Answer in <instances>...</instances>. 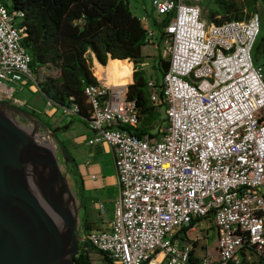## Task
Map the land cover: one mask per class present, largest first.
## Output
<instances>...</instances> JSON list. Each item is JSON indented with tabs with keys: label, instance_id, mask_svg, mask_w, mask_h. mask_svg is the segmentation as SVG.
<instances>
[{
	"label": "built area",
	"instance_id": "built-area-1",
	"mask_svg": "<svg viewBox=\"0 0 264 264\" xmlns=\"http://www.w3.org/2000/svg\"><path fill=\"white\" fill-rule=\"evenodd\" d=\"M200 1L151 0L153 20H168L160 30L141 18L146 43L168 62L160 79L146 77L165 126L137 137L127 129L138 128L140 116L124 87L84 89L88 144L111 149L118 194L111 221L82 242L114 264H146L156 252L159 264L264 260V67L252 56L260 21L251 13L208 23ZM16 22L0 0V99L13 98V84L34 81ZM97 208L104 213L102 202ZM207 219L215 246L197 257L191 236Z\"/></svg>",
	"mask_w": 264,
	"mask_h": 264
},
{
	"label": "trees",
	"instance_id": "trees-1",
	"mask_svg": "<svg viewBox=\"0 0 264 264\" xmlns=\"http://www.w3.org/2000/svg\"><path fill=\"white\" fill-rule=\"evenodd\" d=\"M17 20L16 28L20 32V43L30 57V72L33 82L27 83L34 87L42 100L51 104V109L61 112H71L70 123L63 127L52 128L47 121L40 120L35 113L32 117L53 135L68 131L74 123L88 124L90 107L87 103L84 89L89 85L99 84L94 76L93 61L110 69L119 68L118 84L125 78L130 80V74L122 71L126 64L132 75V83L124 86V98L133 102L140 116V125L132 130L137 137L150 136V131L156 125L164 122L160 112L150 100L146 84L145 71L141 67L144 56L142 48L148 45L145 41V26L142 20L134 16L126 0H2ZM243 8L251 13H257L259 3L264 0H242ZM223 15L218 11H208V23L220 25L229 21H241V8L235 0H214ZM248 15V16H249ZM167 19L160 23L152 20V26L160 30L167 24ZM264 40V39H262ZM262 44L254 49L260 51ZM109 60V61H108ZM116 63V64H115ZM120 63V64H119ZM107 65V66H106ZM42 69H55V76L45 74L40 78ZM154 74L163 76L168 69V62L157 57L153 66ZM158 129V128H157ZM156 129V130H157ZM71 163V169L77 180L78 195L83 199L82 178L76 161L66 146L58 140ZM82 225L86 232L87 211L83 200ZM193 247V244H192ZM158 254V252H156ZM97 254L107 257L87 242H82L74 264H90L89 255ZM154 258V256H152ZM151 258V260H152ZM197 259H192L195 264ZM150 260L146 263L148 264ZM252 264H264L260 258Z\"/></svg>",
	"mask_w": 264,
	"mask_h": 264
},
{
	"label": "water",
	"instance_id": "water-1",
	"mask_svg": "<svg viewBox=\"0 0 264 264\" xmlns=\"http://www.w3.org/2000/svg\"><path fill=\"white\" fill-rule=\"evenodd\" d=\"M0 109L8 113L0 110V264H74L79 249L72 240L74 228L68 234L65 232L66 261L62 263L60 250L40 219L30 183L33 175L43 174L37 170L29 173L20 164L21 160L28 163L31 159L42 163V154L9 116L14 118V114H22L31 118L32 115L8 102L0 101ZM34 124L45 128L40 122ZM54 138L57 139L55 135ZM63 153L67 157L64 150ZM49 163L57 169L52 162ZM58 182L65 189L59 171ZM67 220L64 216L60 222L64 224Z\"/></svg>",
	"mask_w": 264,
	"mask_h": 264
},
{
	"label": "rangeland",
	"instance_id": "rangeland-1",
	"mask_svg": "<svg viewBox=\"0 0 264 264\" xmlns=\"http://www.w3.org/2000/svg\"><path fill=\"white\" fill-rule=\"evenodd\" d=\"M126 1L128 3L131 13L134 16L139 18V17L149 15L150 17V13L152 12L151 11L152 10L151 0H126ZM235 3L239 5L241 8H243L242 0H235ZM200 9L202 12V19H204L206 22H207L206 15L208 11L212 10V11H218L219 14L222 13L219 6L214 3V0H201ZM256 12L258 14L259 21H260V33H259L257 44L261 42L262 44L261 48H264V40H262L264 39L262 38L264 37V4L259 3L257 6ZM249 13L250 12L246 11V9L244 8L241 9L242 18H245V19L248 18ZM253 54L257 55V52L254 50ZM142 55L145 58L143 60L141 67L144 69L146 77L154 75V69L152 66L157 62V57H161L162 59H165V57L162 56L161 51L159 49L154 48L149 45H146L142 48ZM104 69H105L104 67H101L99 65L96 66V70H100L102 74L104 75V80L105 79L107 80V78L110 77V75L114 74L116 71L115 67H112L110 69L106 68L105 70ZM128 71L129 70L127 68L126 71H123V73L127 74ZM45 74L55 76L57 72L55 69H42L40 71V78H42ZM130 78H132V76ZM157 78L160 79V76H157ZM130 82H131V79L129 80L128 78H125L123 81H120V84L117 86H124L128 83L130 84ZM109 83L112 84L111 81ZM12 86L15 88V93L13 95V98L11 100H7L5 98L0 99L1 102H5V103L8 102L11 106L17 107L27 113H30V112L35 113V115L38 116L40 120L47 121L52 128L63 127L70 123V117L66 115L65 113H62L59 110H55L54 112L50 111L51 108H48L45 105V102L41 100L39 94L36 92L33 86L28 85V84H25V85L24 84H21V85L13 84ZM32 105L35 108L39 109L40 112L38 111L36 112V110L33 108ZM13 116H14L13 121L16 127H19L21 125H29L31 121L34 123L40 122L35 117L27 118L22 114H14ZM161 119H163V115L160 113L159 120ZM73 125L75 126L77 125V123H74ZM163 126H165V122H163L162 124L160 122L159 125L157 126L155 125L153 129L150 131V134L155 133L157 128L161 129ZM32 128L37 129L39 133H41L43 136L50 137L53 143L55 144L54 145L55 148L52 146H49L47 149H50V150L54 149L57 153L55 154L54 152V156L56 157L55 166L58 168L60 176L64 179L65 186H66L65 189L68 191L67 195L64 192V190L62 191L63 194H65L64 195L65 203L61 202V205L65 213L75 215L76 225L74 227V230L72 231V240L74 243L78 245V248H80L82 244L83 234L86 233V230L84 229L82 225V208L80 205L81 200H83V203L88 212V215L90 214L92 218H96L98 217V215L100 216L101 214L99 213L98 208H97V202H98V199L100 198L98 195L91 196L90 194L85 193L83 199L79 197L78 190H77V180L72 173L71 163L68 160V158L64 155L63 149L61 145L58 143V140H59L63 144H65L67 148H69L70 137L74 135L77 131L68 130L64 133H58L56 136L57 139H55L54 135L47 128H42L38 124H36L35 127L32 126ZM71 152H73L74 155H77V152L75 150ZM52 160H53V157H52ZM36 163L39 164L41 168L47 169V166L44 164L43 161L42 163H38V162ZM79 163L82 164L83 162L79 160ZM82 165H86V164L83 163ZM48 171H49V168H48ZM44 179L45 177H43L41 174L33 175V178L30 183L33 188L34 195H38L42 193V189H45L46 191H51V192H53V189L57 190L56 188L57 180L50 178L46 185ZM105 192L108 195H113L116 191L112 187H107L105 189ZM66 199L68 200V202H66ZM90 215L87 218V224L90 226V228H94L95 223L92 221V218L90 219ZM191 240H192L191 242L193 243V254L197 257H200L206 250L208 251L213 250L215 246V237H214L213 222L211 221V219H207L204 222V229L200 231H196L191 236ZM89 259H90V264H103L104 263V260L100 256H97L95 254H92L91 256H89Z\"/></svg>",
	"mask_w": 264,
	"mask_h": 264
},
{
	"label": "crops",
	"instance_id": "crops-1",
	"mask_svg": "<svg viewBox=\"0 0 264 264\" xmlns=\"http://www.w3.org/2000/svg\"><path fill=\"white\" fill-rule=\"evenodd\" d=\"M139 18L141 19L142 17H139ZM148 18L150 20V25H151V22L153 20L151 14H150V17L148 15ZM262 38H264V37H262ZM257 41H258V38L256 40L254 49L258 45ZM254 49H253V52H254ZM260 51L257 52V55L256 54L254 55L252 52L253 61H254L255 65L264 67V48H260ZM124 62H125V64H120V63L119 64L123 65L125 67L123 69V71H126L128 66L126 64V61H124ZM93 64H94L93 65L94 76L99 80L100 83H105V84H108L109 86L119 85L118 84V76H117V84L116 85L110 84L107 80H104L102 74H99L96 71V66L97 65L101 66V65L98 62H96L95 60H94ZM126 66H127V68H126ZM101 67H103V66H101ZM114 67L116 69L114 74H116L119 68L117 67V65H115ZM104 68H105V66H104ZM128 70H129V68H128ZM129 71H128V73L130 74V77H131L132 75ZM130 79H131L130 83H132V78H130ZM124 86H118V87L123 88ZM40 98H41V96H40ZM41 100H42V98H41ZM24 101H26V100H24ZM33 108L36 110V112L37 111L40 112V110L35 108L34 106H33ZM50 111L54 112L55 110L50 109ZM69 130L77 131L74 135H72L70 137L69 148H67V147L66 148L69 150V152L72 154L73 157L74 156L76 157V158L74 157V159L76 161L78 171H79L80 176L82 178L83 197H84L85 193L86 194L88 193L91 196L98 195L100 198L98 199L97 204L102 202L104 204V207H105L104 213L101 214L100 216L98 215V217H96V218H92V216L89 214L90 219L92 218V221L95 223L94 224L95 227L90 228V226H89V228H90L89 230L104 229L108 225V223L111 221L112 204H113V201L115 200V198L118 194V186H117V181H116V176H115L114 159H113L112 151L106 144H103V143H95V144H91V145L88 144V140L91 138V132L89 130L88 124L83 125V124L77 123V125H75V126L72 125ZM73 150H75L77 152V155H74V153L71 152ZM79 160H81L87 166L82 165L83 163L82 164L79 163ZM83 169H84V171H83ZM107 187L114 188V190L116 192L113 195H108L105 192V189ZM89 215L87 212V218ZM91 255L92 254H90L89 256H91ZM95 255H97V254H95ZM157 255L154 256V258H152V260L150 261L149 264H151V262L157 258ZM97 256H100V255H97ZM101 258L104 260L103 264H114L109 259H104L103 257H101ZM162 259H163V256H162L161 260L158 261L156 264H159L162 261Z\"/></svg>",
	"mask_w": 264,
	"mask_h": 264
},
{
	"label": "bare ground",
	"instance_id": "bare-ground-1",
	"mask_svg": "<svg viewBox=\"0 0 264 264\" xmlns=\"http://www.w3.org/2000/svg\"><path fill=\"white\" fill-rule=\"evenodd\" d=\"M99 74H102L100 70H96ZM103 78L104 75L102 74ZM106 80V79H105ZM107 81H111L112 84H117L116 76L115 74L110 75V77L107 78ZM108 85V84H107ZM109 86V85H108ZM4 114H8L6 110L0 109ZM9 119L14 123L13 117L9 116ZM15 124V123H14ZM36 126L32 121L29 125H21L18 127L20 132L24 134L29 141L32 143V145L39 150L40 154H42V161L48 165L47 169L41 168L39 164L36 163V161L32 160L28 163H25L24 161H20L21 166L24 168L27 172H33V170L40 171L45 177L44 181L47 185V182L50 178H53L57 180L56 182V188L57 190L53 189V192L46 191L45 189H42V193L38 195H34L36 198V205L40 211V219L42 223L44 224L46 230L52 237L54 243L60 250V255L62 259V263H65V247H63V241L65 239V235L68 234L76 225V218L74 214L65 213L63 210V207L61 205V202L65 203L63 190L68 194V191L66 189H63L62 184L58 182V168L55 169L49 162H52L55 165L56 157L54 156L56 151L47 149L49 146H52L55 148V144L53 143L52 139L48 136H43L37 129L32 128ZM47 142V144H46ZM48 154V155H47ZM53 157V160H52ZM49 168V171H48ZM51 169V170H50ZM48 176V177H47ZM66 202L68 200L66 199ZM72 206V205H71ZM74 211V210H73ZM66 216L68 220L64 222V224H61L60 220ZM66 232V234H65ZM162 258V254H158L157 258L151 262V264H156L158 261H160Z\"/></svg>",
	"mask_w": 264,
	"mask_h": 264
},
{
	"label": "flooded vegetation",
	"instance_id": "flooded-vegetation-1",
	"mask_svg": "<svg viewBox=\"0 0 264 264\" xmlns=\"http://www.w3.org/2000/svg\"><path fill=\"white\" fill-rule=\"evenodd\" d=\"M78 252H79V249H78V251H77V254H78ZM77 254H76V256H77ZM76 256H75V257H76ZM74 259H75V258H74Z\"/></svg>",
	"mask_w": 264,
	"mask_h": 264
}]
</instances>
